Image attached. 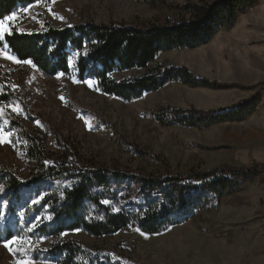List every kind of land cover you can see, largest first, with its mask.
Returning a JSON list of instances; mask_svg holds the SVG:
<instances>
[{"label":"rangeland","instance_id":"obj_1","mask_svg":"<svg viewBox=\"0 0 264 264\" xmlns=\"http://www.w3.org/2000/svg\"><path fill=\"white\" fill-rule=\"evenodd\" d=\"M162 1L179 6L200 2ZM165 16L173 13L151 8L139 0H42L18 8L9 16L11 20L4 19L3 28L8 31L0 35V40L12 28L33 33L44 32L50 26L132 23ZM15 61L19 60L0 47V79L7 82L14 95L12 104L0 106V139L7 138L0 142V165L23 181L29 179L33 165L25 156L15 123L34 134L48 152L60 153V145L67 141L76 145L83 157L104 167H124L141 175L152 173L154 164L127 153L118 141L162 156L171 173L264 164V0H257V5L241 15L233 28L217 34L208 45L174 50L157 60L160 64L184 66L210 81L247 89H194L172 83L142 99L125 102L103 94L91 80L49 76L31 63ZM143 73L130 71L115 78ZM256 95H260L258 105L248 118L207 130L165 128L150 117L165 106L206 111L233 109L250 103ZM2 210L6 211V204ZM44 218L49 217L38 216L29 230L33 231ZM16 219L24 220L21 210ZM63 237L91 248H103L120 257L123 264H264V175L246 183L241 193L225 198L217 209L159 235H145L133 228L101 238L82 231L67 232ZM21 240L23 243L11 246V252L0 242V264H55L36 261L32 255L47 250L52 239Z\"/></svg>","mask_w":264,"mask_h":264},{"label":"trees","instance_id":"obj_2","mask_svg":"<svg viewBox=\"0 0 264 264\" xmlns=\"http://www.w3.org/2000/svg\"><path fill=\"white\" fill-rule=\"evenodd\" d=\"M39 1L42 0H0V20ZM139 1L151 8L168 9L173 16L132 23L50 26L44 32L33 33L12 28L0 40V47L21 62L30 61L46 75L73 77L80 82L91 80L103 94L125 102L142 99L172 83L194 89H247L210 81L184 66L160 64L157 60L174 50L208 45L217 34L233 28L241 15L257 5V0H200L198 5L185 6L162 0ZM136 70L144 73L115 78ZM0 90V106L12 104L14 95L2 79ZM259 96L233 109L206 111L165 106L150 117L165 128L207 130L225 122L245 120L255 112ZM15 124L33 170L29 179L23 181L0 165V242L13 237L52 239L47 250L32 253L36 261L123 264L120 257L103 248H91L63 236L82 231L101 238L133 228L145 235H159L217 209L225 198L241 193L246 183L264 175V164L221 165L207 171L171 173L162 156L118 141L127 153L154 164L152 173L136 174L128 168H107L85 158L76 145L67 141L60 145V153L48 152L34 134ZM19 210L24 213L22 222L16 219ZM40 215L49 218L41 219L30 231V225Z\"/></svg>","mask_w":264,"mask_h":264},{"label":"snow or ice","instance_id":"obj_3","mask_svg":"<svg viewBox=\"0 0 264 264\" xmlns=\"http://www.w3.org/2000/svg\"><path fill=\"white\" fill-rule=\"evenodd\" d=\"M8 19L11 20L12 17H8ZM5 22H6V21L0 20V35H2L4 31H8L7 29H4V28H3V25H4ZM6 58H7V59H12L11 56H7ZM15 62H16V63H19L20 61H15ZM25 63H31V62H30V61H25ZM14 110H15V109H14ZM6 139H7V138L4 137L3 139H0V142H4ZM19 243H23V241H22L20 238H18V237H13V238L10 239V240H5V241L3 242V246H4L5 248H8V250L11 252V251L13 250L11 246H12V245H15V244H19ZM20 264H28V262H26V261H21Z\"/></svg>","mask_w":264,"mask_h":264}]
</instances>
